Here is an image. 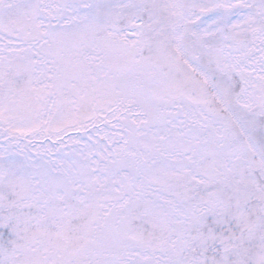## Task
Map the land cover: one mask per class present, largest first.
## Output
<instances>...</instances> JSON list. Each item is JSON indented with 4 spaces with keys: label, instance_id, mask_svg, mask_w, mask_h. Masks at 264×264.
Here are the masks:
<instances>
[{
    "label": "snow or ice",
    "instance_id": "obj_1",
    "mask_svg": "<svg viewBox=\"0 0 264 264\" xmlns=\"http://www.w3.org/2000/svg\"><path fill=\"white\" fill-rule=\"evenodd\" d=\"M0 264H264V0H0Z\"/></svg>",
    "mask_w": 264,
    "mask_h": 264
},
{
    "label": "rangeland",
    "instance_id": "obj_2",
    "mask_svg": "<svg viewBox=\"0 0 264 264\" xmlns=\"http://www.w3.org/2000/svg\"><path fill=\"white\" fill-rule=\"evenodd\" d=\"M69 136H74L75 133L71 130H69V133H68ZM53 142L55 143V138L53 137Z\"/></svg>",
    "mask_w": 264,
    "mask_h": 264
}]
</instances>
